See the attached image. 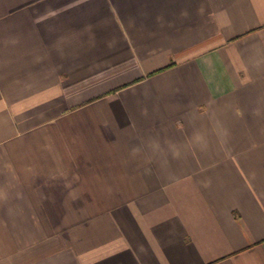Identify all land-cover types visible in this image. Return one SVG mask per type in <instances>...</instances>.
<instances>
[{
    "label": "crops",
    "instance_id": "0c3cea01",
    "mask_svg": "<svg viewBox=\"0 0 264 264\" xmlns=\"http://www.w3.org/2000/svg\"><path fill=\"white\" fill-rule=\"evenodd\" d=\"M0 264H264V0H0Z\"/></svg>",
    "mask_w": 264,
    "mask_h": 264
}]
</instances>
